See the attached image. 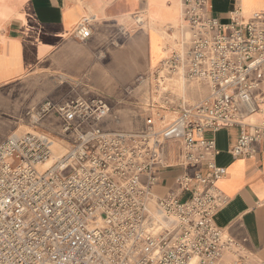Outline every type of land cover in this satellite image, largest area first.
Returning <instances> with one entry per match:
<instances>
[{
    "label": "built area",
    "instance_id": "1",
    "mask_svg": "<svg viewBox=\"0 0 264 264\" xmlns=\"http://www.w3.org/2000/svg\"><path fill=\"white\" fill-rule=\"evenodd\" d=\"M234 1L221 20L209 0H181L185 24L154 78L166 71L206 84L199 100L164 90L137 132L101 128L110 106L100 96L46 100L38 113L57 114L55 135L27 131L0 143V264H251L214 221L229 200L216 186L226 168L205 136L238 126L233 156H255L264 142L255 120L264 112V13L245 17ZM89 21L75 27L78 39ZM165 110L175 115L157 128ZM162 167L179 169L178 191L166 196L152 190Z\"/></svg>",
    "mask_w": 264,
    "mask_h": 264
},
{
    "label": "crops",
    "instance_id": "2",
    "mask_svg": "<svg viewBox=\"0 0 264 264\" xmlns=\"http://www.w3.org/2000/svg\"><path fill=\"white\" fill-rule=\"evenodd\" d=\"M209 2L210 14L221 20L227 19L236 3ZM238 3L245 17L264 13V0H238ZM84 17L90 19L89 35L81 40L73 31ZM185 21L181 0H0V103L7 87L33 78L40 79L43 95L51 76L54 82L60 81L47 90L45 100L53 103L72 100L76 97L68 94L61 97L60 84L81 83L85 90L79 96H100L111 106L110 113L99 123L101 128L141 131L150 103L145 100L152 96L136 93L134 89L128 93L126 89L140 77L148 84L152 81L174 49ZM187 83L191 89L174 90L187 104L208 93L206 84ZM138 93L141 99L135 96ZM132 97L135 100H130ZM120 104L140 107V111L130 110L135 114L136 126L109 127L108 124L120 121L123 110ZM162 113L164 122L154 121L157 128L175 115L168 110ZM255 120L264 124V112L256 114ZM205 136L215 141L218 150L215 163L226 168L225 176L216 186L229 200L216 212L214 221L244 245L251 255V264H264V142L257 146L255 156H233L229 150L239 137L238 126L206 131ZM155 171L158 178L152 187L155 194L166 196L178 191V168L162 167Z\"/></svg>",
    "mask_w": 264,
    "mask_h": 264
},
{
    "label": "rangeland",
    "instance_id": "3",
    "mask_svg": "<svg viewBox=\"0 0 264 264\" xmlns=\"http://www.w3.org/2000/svg\"><path fill=\"white\" fill-rule=\"evenodd\" d=\"M59 81L54 82L53 77L49 76L48 85H46V91L43 93V95L41 91L40 79L33 78L32 80L15 84L6 88L5 95H3L0 103V142L12 132L21 133L27 131L44 130L55 135L57 132L56 126H58L60 123L57 114L49 113L44 115L38 112L42 103L46 101L44 97L47 90L49 92V90L56 86V84L59 85ZM69 82L70 83L60 84L59 90L61 92V97H66L67 94L68 97H78L79 95H83V89L85 90L83 84L72 81ZM149 84L148 81H144L138 84L135 83L130 88L134 89V92L136 91V93L144 92L146 96L150 94L152 99H146L145 103L148 101L156 102L155 105L157 106H161L163 104L161 97L164 90L185 92L188 88L191 89V84L189 85L181 76L178 79L174 75H168L166 71L161 72L159 78L152 77V81ZM70 90H72V94L68 93ZM75 91H77L78 95H76ZM135 96L141 99L139 93ZM136 97H132L130 100H135ZM142 101H144V99H142ZM120 106H122L123 110L120 112L119 123L111 122L113 124H108L109 127L114 129H130L132 126H136L137 120L135 114L130 110L135 108L136 110L140 111V107L137 105L130 107L127 104H120ZM54 140L56 141V144H54L55 152H61L63 149L59 145L58 139L54 137ZM68 171L69 170L64 172V174H66Z\"/></svg>",
    "mask_w": 264,
    "mask_h": 264
}]
</instances>
